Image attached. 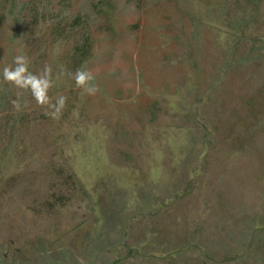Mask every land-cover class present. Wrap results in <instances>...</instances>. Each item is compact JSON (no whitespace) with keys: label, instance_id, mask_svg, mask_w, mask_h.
<instances>
[{"label":"rangeland","instance_id":"1","mask_svg":"<svg viewBox=\"0 0 264 264\" xmlns=\"http://www.w3.org/2000/svg\"><path fill=\"white\" fill-rule=\"evenodd\" d=\"M4 6L0 264H264V0ZM19 54L58 119L4 81Z\"/></svg>","mask_w":264,"mask_h":264},{"label":"clouds","instance_id":"2","mask_svg":"<svg viewBox=\"0 0 264 264\" xmlns=\"http://www.w3.org/2000/svg\"><path fill=\"white\" fill-rule=\"evenodd\" d=\"M13 66H6L3 69L5 82L14 85L22 90H29L35 101L40 106H47L51 109L49 113L53 119H58L66 106L67 97L59 96L53 103L48 95L49 89L53 87L51 80V69L45 66L42 74H33L29 71V59L25 54H19L14 58ZM75 84L82 89L83 94L93 95L96 87L91 84L92 73L88 70H77L73 74Z\"/></svg>","mask_w":264,"mask_h":264},{"label":"trees","instance_id":"3","mask_svg":"<svg viewBox=\"0 0 264 264\" xmlns=\"http://www.w3.org/2000/svg\"><path fill=\"white\" fill-rule=\"evenodd\" d=\"M4 2H7V0H5ZM4 2H3V0L0 2V5L1 6H4ZM27 4H24V6L23 7H25ZM103 5V3L101 2V1H99L98 2V4H97V6H102ZM109 6V5H108ZM5 7V6H4ZM3 7V8H4ZM110 7V6H109ZM108 7V8H109ZM107 8V9H108ZM100 10H102V8L100 9ZM8 12V14H11V12H10V10L9 11H7ZM5 13H3L2 11H1V13H0V25L3 23V20L5 19ZM73 22L76 24V25H81L82 24V22H81V18L80 17H76V18H74L73 19ZM81 22V23H80ZM88 55H89V46H88V44H87V41L85 40V42L84 43H82L81 45H77V46H75V49H74V52H73V54L71 55L72 56V58L74 59V62H76V64L78 65V66H83L84 65V61H86L87 60V57H88Z\"/></svg>","mask_w":264,"mask_h":264}]
</instances>
